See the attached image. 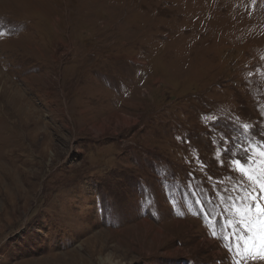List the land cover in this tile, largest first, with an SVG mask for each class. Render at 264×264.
<instances>
[{
  "label": "rangeland",
  "instance_id": "obj_1",
  "mask_svg": "<svg viewBox=\"0 0 264 264\" xmlns=\"http://www.w3.org/2000/svg\"><path fill=\"white\" fill-rule=\"evenodd\" d=\"M261 152L264 0H0V264H264Z\"/></svg>",
  "mask_w": 264,
  "mask_h": 264
},
{
  "label": "snow or ice",
  "instance_id": "obj_2",
  "mask_svg": "<svg viewBox=\"0 0 264 264\" xmlns=\"http://www.w3.org/2000/svg\"><path fill=\"white\" fill-rule=\"evenodd\" d=\"M244 152V156L235 160L234 163L238 166L242 176L252 180V175L245 170L248 164L253 163L252 154L248 149H245ZM260 155L264 156V152H261ZM242 164L245 165V167H240ZM256 180H260V177L257 176ZM240 190L242 192H247V189L244 188L243 185H241ZM236 198L239 199L241 204V207L237 209L240 214L239 222L243 224L244 230L247 233L245 251L251 255L253 259L258 258L264 260V206L259 203V201L264 200V183H260V191L258 193H253L249 196H240L238 193ZM230 199L233 198L230 197ZM229 207H231V205H229ZM204 212H207V210L204 209ZM207 216L210 217L211 213L208 212ZM229 223H231V221H229ZM213 235L215 236V233H213ZM224 239L227 240L228 237L226 236ZM257 245H259V247H257Z\"/></svg>",
  "mask_w": 264,
  "mask_h": 264
},
{
  "label": "bare ground",
  "instance_id": "obj_3",
  "mask_svg": "<svg viewBox=\"0 0 264 264\" xmlns=\"http://www.w3.org/2000/svg\"><path fill=\"white\" fill-rule=\"evenodd\" d=\"M6 230V229H5Z\"/></svg>",
  "mask_w": 264,
  "mask_h": 264
}]
</instances>
